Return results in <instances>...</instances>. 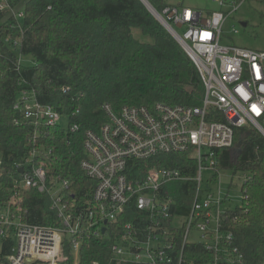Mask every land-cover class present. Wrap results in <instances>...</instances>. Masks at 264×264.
I'll use <instances>...</instances> for the list:
<instances>
[{
    "label": "built area",
    "instance_id": "obj_1",
    "mask_svg": "<svg viewBox=\"0 0 264 264\" xmlns=\"http://www.w3.org/2000/svg\"><path fill=\"white\" fill-rule=\"evenodd\" d=\"M17 1L0 0V12L12 18L15 26L10 23V27L20 28L24 11ZM245 1L220 0V6L230 10L220 8L208 14L176 6L160 13L196 67L204 95L197 107L155 103L114 111L103 105L105 121L83 132L84 156L79 167L93 183L84 189L89 197L82 194L77 199L68 180L55 178L48 185L44 156L40 158L36 149L28 152L18 167L23 177L16 182L8 206L0 210V238L10 235L14 239L11 253L0 264H68L66 241L77 264L81 248L99 238L112 239L116 264H184L182 252L189 243L201 244L208 252L210 259L204 264L241 263V254L232 246V233L223 230L227 209L222 205L227 199L215 190L220 171L217 152L234 150L236 133L246 126L264 137V52L221 43L225 23ZM237 32L232 29L233 34ZM14 110L18 126L67 127L69 123L67 115L39 103L28 92L21 94ZM68 129L71 133L80 130L76 123ZM177 153L195 162L193 176L157 166L130 175L131 161ZM245 176L241 192L249 180ZM185 183L194 185L189 211L184 218H175L169 188ZM30 189L48 194L58 226L23 222L27 212L19 193ZM245 198L242 193V201ZM169 219L183 228L179 255L173 247Z\"/></svg>",
    "mask_w": 264,
    "mask_h": 264
},
{
    "label": "trees",
    "instance_id": "obj_2",
    "mask_svg": "<svg viewBox=\"0 0 264 264\" xmlns=\"http://www.w3.org/2000/svg\"><path fill=\"white\" fill-rule=\"evenodd\" d=\"M146 1L158 13L170 7L164 0ZM16 5L24 11L20 28L10 27L12 18L0 12V210L8 206L16 182L22 179L18 167L31 149L38 150L39 157L46 160L48 185L55 178L68 180L73 183L69 190L77 199L82 194L89 197L84 189L92 188L93 183L79 167L84 156L83 132L95 130L105 121L103 105H110L114 111L155 103L200 105L204 88L196 67L139 0H18ZM133 28L152 42L136 40ZM21 57L30 58L31 63L21 65ZM23 92L67 115V127L15 125L18 114L14 105ZM75 123L80 130L69 132L68 127ZM236 137L234 150L217 152V168L242 173L249 180L242 188L245 200L239 208L226 211L222 225L234 237L232 246L242 256L240 264H261L264 137L247 126L239 129ZM48 151L51 153L46 155ZM129 165L133 177L155 166L177 168L193 176L195 162L187 154L177 153L131 161ZM193 190L191 183L169 188L175 218L187 216ZM19 197L27 212L23 222L58 226L47 193L30 189L21 191ZM131 213L135 215L133 210ZM168 225L179 255L183 228L173 219ZM111 244L112 239H93L79 251L77 264H116ZM13 247V237L0 238V263L5 262ZM64 254L68 264H75L68 241L64 243ZM182 257L184 264H204L210 259L201 244L192 243L184 246Z\"/></svg>",
    "mask_w": 264,
    "mask_h": 264
},
{
    "label": "rangeland",
    "instance_id": "obj_3",
    "mask_svg": "<svg viewBox=\"0 0 264 264\" xmlns=\"http://www.w3.org/2000/svg\"><path fill=\"white\" fill-rule=\"evenodd\" d=\"M164 2L169 6L196 9L204 14L215 12L220 8L223 11L230 10L227 6H220V0H164ZM233 28L238 31L237 34L232 33ZM132 36L142 43L152 42L150 37L137 28L132 29ZM221 43L264 52V0H247L232 12L223 27ZM19 61L21 65L31 63L28 57H21ZM237 140L238 138L235 137V141ZM245 177L242 173L219 171L215 193L219 192L223 198L226 197L227 200L222 205L223 209L235 210L242 205L241 186ZM194 239L195 237L190 238V240Z\"/></svg>",
    "mask_w": 264,
    "mask_h": 264
},
{
    "label": "water",
    "instance_id": "obj_4",
    "mask_svg": "<svg viewBox=\"0 0 264 264\" xmlns=\"http://www.w3.org/2000/svg\"><path fill=\"white\" fill-rule=\"evenodd\" d=\"M145 8L148 10V12L163 26V28L179 43L177 37L174 34V31L171 29V27L163 20L160 13H158L156 10L152 8V6L146 1V0H139ZM243 26L245 24L243 23ZM180 44V43H179ZM21 170L20 172H22Z\"/></svg>",
    "mask_w": 264,
    "mask_h": 264
}]
</instances>
